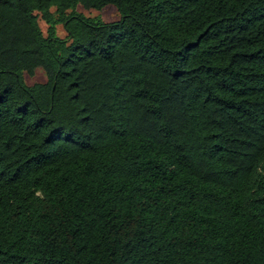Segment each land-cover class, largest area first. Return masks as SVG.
Masks as SVG:
<instances>
[{
  "label": "trees",
  "instance_id": "16d2710c",
  "mask_svg": "<svg viewBox=\"0 0 264 264\" xmlns=\"http://www.w3.org/2000/svg\"><path fill=\"white\" fill-rule=\"evenodd\" d=\"M0 264H264V0H0Z\"/></svg>",
  "mask_w": 264,
  "mask_h": 264
},
{
  "label": "rangeland",
  "instance_id": "374dc122",
  "mask_svg": "<svg viewBox=\"0 0 264 264\" xmlns=\"http://www.w3.org/2000/svg\"><path fill=\"white\" fill-rule=\"evenodd\" d=\"M52 10L54 11L55 8H53ZM77 10L86 16L96 18L98 20H102L105 22L115 21V20H118L120 18V14H119L118 10L113 5H108L101 10L85 9L82 6H78ZM39 23H40L42 30L46 33L47 29H48V24L45 22L44 19H42L41 16L39 19ZM57 34L60 37H66L67 36V31L65 30V27L63 26V24L57 25ZM24 77H25L26 83L29 85H32V84L37 83V82H43L46 80V75L42 69H38L34 75H28L26 73L24 75Z\"/></svg>",
  "mask_w": 264,
  "mask_h": 264
}]
</instances>
